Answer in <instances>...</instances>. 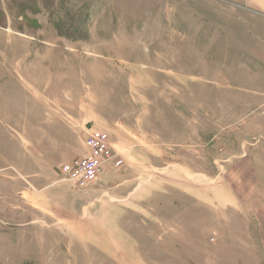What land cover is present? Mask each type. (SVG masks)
Wrapping results in <instances>:
<instances>
[{
	"label": "rangeland",
	"instance_id": "rangeland-1",
	"mask_svg": "<svg viewBox=\"0 0 264 264\" xmlns=\"http://www.w3.org/2000/svg\"><path fill=\"white\" fill-rule=\"evenodd\" d=\"M0 264H264V0H0Z\"/></svg>",
	"mask_w": 264,
	"mask_h": 264
},
{
	"label": "built area",
	"instance_id": "built-area-1",
	"mask_svg": "<svg viewBox=\"0 0 264 264\" xmlns=\"http://www.w3.org/2000/svg\"><path fill=\"white\" fill-rule=\"evenodd\" d=\"M85 143L87 152L64 163L61 168V177L76 180L81 187L94 184L109 166L118 168L123 164V159L111 150L109 136L104 131L91 132Z\"/></svg>",
	"mask_w": 264,
	"mask_h": 264
},
{
	"label": "bare ground",
	"instance_id": "bare-ground-1",
	"mask_svg": "<svg viewBox=\"0 0 264 264\" xmlns=\"http://www.w3.org/2000/svg\"><path fill=\"white\" fill-rule=\"evenodd\" d=\"M86 148H87V146H86Z\"/></svg>",
	"mask_w": 264,
	"mask_h": 264
}]
</instances>
